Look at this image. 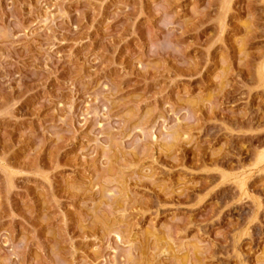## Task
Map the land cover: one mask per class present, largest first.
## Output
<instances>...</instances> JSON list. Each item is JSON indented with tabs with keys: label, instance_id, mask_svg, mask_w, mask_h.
I'll return each instance as SVG.
<instances>
[{
	"label": "rangeland",
	"instance_id": "rangeland-1",
	"mask_svg": "<svg viewBox=\"0 0 264 264\" xmlns=\"http://www.w3.org/2000/svg\"><path fill=\"white\" fill-rule=\"evenodd\" d=\"M0 264H264V0H0Z\"/></svg>",
	"mask_w": 264,
	"mask_h": 264
},
{
	"label": "bare ground",
	"instance_id": "bare-ground-1",
	"mask_svg": "<svg viewBox=\"0 0 264 264\" xmlns=\"http://www.w3.org/2000/svg\"><path fill=\"white\" fill-rule=\"evenodd\" d=\"M263 158V157H262ZM243 185V184H242Z\"/></svg>",
	"mask_w": 264,
	"mask_h": 264
}]
</instances>
